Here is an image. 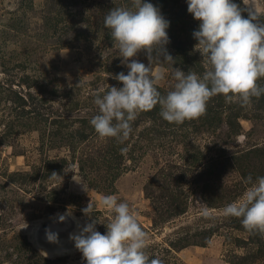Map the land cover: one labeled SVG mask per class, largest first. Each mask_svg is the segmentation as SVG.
<instances>
[{
  "label": "rangeland",
  "instance_id": "rangeland-1",
  "mask_svg": "<svg viewBox=\"0 0 264 264\" xmlns=\"http://www.w3.org/2000/svg\"><path fill=\"white\" fill-rule=\"evenodd\" d=\"M149 2L170 21L175 64H153L166 74L159 85L166 95L175 67L202 75L210 66L195 50L199 21L186 0ZM131 6L0 0V264H86L72 240L69 251L55 254L33 237L69 211L80 227L92 222L81 211L91 200L96 229L105 234L112 218L100 206L106 195L129 204L148 236L149 257L162 264H264V235L222 212L241 200L249 175L264 176V96L241 107L218 95L207 114L183 124L164 120L157 105L138 114L123 144L101 140L90 124L99 112L95 94L122 87L113 76L128 72L104 16ZM181 43L199 67L179 57ZM136 59L149 64L143 52ZM258 83L264 87V79Z\"/></svg>",
  "mask_w": 264,
  "mask_h": 264
},
{
  "label": "clouds",
  "instance_id": "clouds-1",
  "mask_svg": "<svg viewBox=\"0 0 264 264\" xmlns=\"http://www.w3.org/2000/svg\"><path fill=\"white\" fill-rule=\"evenodd\" d=\"M186 3L188 12L199 21L193 32L198 41L195 50L210 67L202 75L175 67L171 73L174 84L166 95L159 90L166 74L155 72L153 64L155 61L175 64L167 50L170 21L149 0H131L130 8L114 7L105 14L104 26L128 72L113 76L122 87L111 86L106 93L94 96L99 112L90 124L101 140L113 138L123 144L133 133L132 122L138 114L157 105L164 120L183 124L204 115L209 101L218 95L227 103L238 102L241 107H248L253 98L264 96V87L258 83L264 79V8L257 0H243L246 7L235 0H186ZM141 52L147 56V66L136 59ZM126 151V147L121 148V152ZM245 183L250 186L241 200L225 206L223 215L241 218L246 230L264 235V176L253 180L249 175ZM81 187L87 191L85 183L81 182ZM96 206L91 200L81 210L92 222L69 237L86 264H162L159 258L149 257L148 236L127 202L112 195L102 198L100 206L112 214L105 224V234L96 229L98 221L93 216ZM204 214L207 216V211ZM69 215L70 211L59 214L58 219L64 222ZM45 231L50 243L59 242L58 233Z\"/></svg>",
  "mask_w": 264,
  "mask_h": 264
},
{
  "label": "water",
  "instance_id": "water-1",
  "mask_svg": "<svg viewBox=\"0 0 264 264\" xmlns=\"http://www.w3.org/2000/svg\"><path fill=\"white\" fill-rule=\"evenodd\" d=\"M77 223L73 215H69L64 222H49L46 226H41L36 231V240L40 247L44 248L48 252H54L60 247H67V243L71 240L70 234H73L76 229ZM46 229H55L59 235L58 243H50L46 239Z\"/></svg>",
  "mask_w": 264,
  "mask_h": 264
},
{
  "label": "trees",
  "instance_id": "trees-1",
  "mask_svg": "<svg viewBox=\"0 0 264 264\" xmlns=\"http://www.w3.org/2000/svg\"><path fill=\"white\" fill-rule=\"evenodd\" d=\"M188 46H191V44L190 45H188ZM176 50L178 51V55H179V57L180 58H184V60H185V63H188V62H190V64H191V66L193 67V68H196V67H199V64L197 65V63H195L194 62V60L195 59H193V58H191V57H185V55H189V51H187V50H185V47H184V44H177L176 45ZM193 59V60H192ZM191 60V61H190ZM209 105V104H208ZM205 114H207V113H205Z\"/></svg>",
  "mask_w": 264,
  "mask_h": 264
},
{
  "label": "bare ground",
  "instance_id": "bare-ground-1",
  "mask_svg": "<svg viewBox=\"0 0 264 264\" xmlns=\"http://www.w3.org/2000/svg\"><path fill=\"white\" fill-rule=\"evenodd\" d=\"M74 219H75V221L77 223V226H76V229L74 230L73 234H78L79 233V230H80V221L77 219V217H74ZM78 225H79V227H78ZM51 231L54 232V233L57 232L55 229H52ZM33 239H34V241L37 242V240L35 239V237H33ZM66 251H69V249H67L66 247H60L56 251L51 252V253L57 254V253H64Z\"/></svg>",
  "mask_w": 264,
  "mask_h": 264
}]
</instances>
